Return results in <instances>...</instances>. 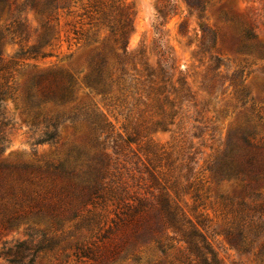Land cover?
Here are the masks:
<instances>
[{
    "label": "rangeland",
    "instance_id": "1",
    "mask_svg": "<svg viewBox=\"0 0 264 264\" xmlns=\"http://www.w3.org/2000/svg\"><path fill=\"white\" fill-rule=\"evenodd\" d=\"M27 1L0 7V264L19 248L20 264H198L170 228L144 229L160 191L220 264H264V0ZM127 83L171 92L172 124L150 135L169 156L157 181L141 137L155 109L134 106ZM81 108L108 131L65 118ZM103 162L107 186L90 197ZM138 199L148 212L130 217Z\"/></svg>",
    "mask_w": 264,
    "mask_h": 264
},
{
    "label": "trees",
    "instance_id": "2",
    "mask_svg": "<svg viewBox=\"0 0 264 264\" xmlns=\"http://www.w3.org/2000/svg\"><path fill=\"white\" fill-rule=\"evenodd\" d=\"M9 0H0V7H4ZM32 0H28L27 4H30ZM48 2H51L50 0ZM191 6V5H190ZM22 23L16 21V27L14 33L20 34L22 33ZM2 37H0L1 39ZM124 55L128 54L126 44L123 47ZM99 74V71H98ZM149 74H153V71L150 70ZM168 83H127L126 91L128 95L133 97L134 103L133 105H139L140 103L144 106H147L148 100H151L152 107L155 109L156 117L148 120L143 126L142 130L145 132L141 135L142 138H146L147 145L145 146L144 155L146 160L151 164V170H149V174L153 181H157V172L156 168L161 166L160 161L162 158H169L168 152L163 149V146H158L150 137L155 131L166 130V126L172 124V119L174 115L173 100L170 98V90L167 89ZM182 85V84H181ZM172 87V86H171ZM173 88V87H172ZM174 89V88H173ZM5 84H0V150L3 149L4 142L6 141V134L4 132V127L7 125L8 120L5 119L4 112L2 110V101L3 96L6 93ZM152 94V95H151ZM62 99V97H61ZM65 115V114H64ZM64 115L54 116L49 118V124L56 129V123L59 118ZM86 118L89 120L91 124L94 125V129L100 132L108 131V123L104 121L99 115H95L94 117H88L86 114V109L81 108L77 111H70L65 115L66 119L71 121L76 120L80 117ZM53 121V123H52ZM51 122V123H50ZM127 127H124L127 130ZM55 132H45L46 140H51ZM127 144H131L134 140L130 139L129 136L124 139ZM253 163V157L250 156L246 160V164L248 167H251ZM102 165V166H101ZM98 166L97 164L89 169L86 179L91 180L92 183L88 186L90 197H101V191L104 187L107 186V183L103 181L104 179V162ZM64 166V167H63ZM240 166L232 167L229 166L226 171L231 173H238L240 170ZM53 169L62 170V172L73 173V169L67 167L66 165L56 164ZM156 204L155 209L157 211V219L153 222H145L144 229L151 231L155 229H159L161 227L170 228L174 234L179 235L178 240L183 241L186 244V249H188L189 256L194 255L198 261V264H220L219 259L216 256L215 251L212 249L210 244L207 241L206 236L199 230L197 225L191 223L189 220L183 217L180 207L178 203L170 197L166 192L160 191L156 195ZM153 205V204H152ZM127 206V205H126ZM147 204L144 200L138 199L137 203L127 206V212L130 217L140 216L143 214H147L146 209ZM19 248L12 257L9 258L10 262L15 264H20L24 258V251H20ZM5 255L10 256L11 251L8 250L5 252ZM188 256V257H189ZM191 259V260H190ZM187 264H191L192 258H190Z\"/></svg>",
    "mask_w": 264,
    "mask_h": 264
}]
</instances>
